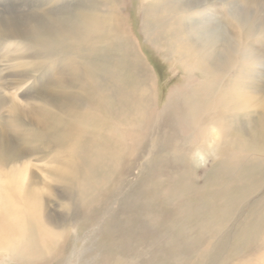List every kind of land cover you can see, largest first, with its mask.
Returning <instances> with one entry per match:
<instances>
[{
    "label": "rangeland",
    "instance_id": "obj_1",
    "mask_svg": "<svg viewBox=\"0 0 264 264\" xmlns=\"http://www.w3.org/2000/svg\"><path fill=\"white\" fill-rule=\"evenodd\" d=\"M181 1L189 6L177 10L165 0H0L3 23L38 19L42 28L69 19L56 39H0V179L23 181L27 168L24 186L41 195L48 222L35 225L37 235L47 231L45 238H53L51 250L19 257L0 252V264H194L230 231L228 248L212 263L215 252L209 253L210 263L204 262L222 264L238 233L251 226L256 214L250 211L264 200V188L224 231L219 227L264 181L263 170L243 186L231 184L244 165L264 161V67L256 89L244 82L243 109L228 88L224 103L214 94L190 107V114L189 102L181 103L189 125L204 124L190 132L201 137L196 153L204 156L192 162L184 142L160 123L170 91L187 84L181 62L208 64L195 45L202 18L191 0ZM218 2L217 11L209 10L216 15L213 24L203 16L214 29L228 15L221 9L226 3ZM86 11L96 18H80ZM155 30L162 33L158 43L150 36ZM237 34L232 28L230 40L238 41ZM210 46L217 51L211 59L229 52L221 37ZM207 125L218 132L219 143L208 141ZM233 187L234 199L222 203ZM208 207L216 211L196 216ZM200 225L210 237L222 230L201 254L193 257L173 244L177 231L192 242ZM259 231L227 264H263L264 227Z\"/></svg>",
    "mask_w": 264,
    "mask_h": 264
},
{
    "label": "bare ground",
    "instance_id": "obj_2",
    "mask_svg": "<svg viewBox=\"0 0 264 264\" xmlns=\"http://www.w3.org/2000/svg\"><path fill=\"white\" fill-rule=\"evenodd\" d=\"M165 1V5L169 4L170 6L171 4L173 9L177 8V10H180V8L183 6H189L187 2H183L181 0ZM218 1L220 0H191L190 2V5L193 4L190 7L193 6L194 13L202 18L199 19V34L201 40H196L195 45H197L201 53L207 57H204V59H206V61L208 60V64L211 68H209L207 63H205L204 65L202 62L197 64V61L196 63H190L187 61L181 62L182 70L186 72L185 82L187 84L179 89L170 91L167 101L162 108V116L160 121V123H162L161 126L163 129L166 128L167 130L173 131L175 133L176 139L184 142V144L186 145V150L191 153V161L197 163L200 157H204L203 155L196 153V151L200 150V148L202 147L201 137H192L190 135V132L196 130V132L198 133L199 131H201L199 130L200 127L204 124H201L198 127H192L191 125H189L186 116L187 113H185V111L183 110L185 106L182 108L181 103L183 101H185L186 103L189 102V107L187 108V110L190 114L192 110L190 107H196L199 101H205V99H209L214 94H217L216 99L221 101L218 103H224L226 101L224 90L228 88L230 91H232V98H237L235 99L237 105L243 109L245 105L242 104V101L239 98H241L242 95L240 91L244 90L245 88L244 82L247 81L248 90L254 89L257 85L255 78L258 76V74H260V71L258 72V70L260 69V67H264V0H241L242 3H230V0H222V3L226 4H223V6H221V9L224 12L227 11L228 15L226 18V22L222 24V27L214 29L208 26V23L205 22V18H203V16L205 15L206 21H209L210 24H213L211 20L213 17L216 18V15H214L213 12L210 13L209 10L217 11L214 8H216L217 3H219ZM81 17H86L85 19H89L90 21L96 18L93 12L90 11H86L80 14V18ZM37 20L38 19H30L27 21L23 20L17 22L12 18H6L4 20V23L0 21V39H30L32 43L36 41V39L43 40L46 35H51V39H56L62 35L60 34L62 31H64L62 28L66 27L65 25L69 23V19L64 18L63 20L58 21V24H50L47 27L42 26V28H40V23H38ZM53 20H55V18ZM167 24H169V22ZM1 26H3V30H1ZM232 28L235 29L236 33H238L237 36H239L240 38L238 41L230 40V33ZM150 36L151 40L158 43V40L161 39L160 37L162 36V33L158 30H155L153 33H151ZM220 37L222 38L224 43H229V52L228 54H226V56H214L213 59H211V54L216 53L217 51H214V49H212L210 45L214 44V41L216 42V40L219 41ZM192 40L193 39L191 38L190 40L189 38L186 39V42H188L187 44L189 46H191L189 44V41ZM189 46L188 49H190ZM207 48L212 50L213 52L207 50ZM186 52L187 54H183L185 55V58L186 55H191L190 50H187ZM177 56L180 57V54H178ZM225 71L230 72V76L226 78L225 75L221 76ZM188 73H190V76H187ZM233 74H239L238 79L233 78ZM241 74H244L247 77H244ZM208 91H211V93ZM208 127L209 125H207L206 130H204L206 133H209L208 141L215 144L219 143L221 141V137L218 132H216V130L213 131L214 128ZM262 130L264 132V125L262 126ZM138 137H140V135H138ZM25 169L27 170V168ZM25 169L24 176L23 174H21L23 176V181L21 180V176V179H19V181L16 179L9 180L10 182H8L7 180L2 181L0 179V252L10 251L16 257H19L21 255L24 256L27 254V252H34L36 249L40 248L51 250L53 244V238H45L46 235H49L47 231L37 235L38 230H36L35 225L37 224L38 227L42 224L48 225V222L43 218L42 215V206L41 201L39 200L41 198V195L36 196L29 187L24 186L26 174ZM263 170L264 161L262 162V164H258L257 166L253 164H246L241 168L239 175L231 184L232 186H243L246 181L249 182L252 178L260 175ZM263 188L264 181H262L261 185L256 187V189H252V191L246 195L243 202H241L233 210V212H230L225 216L224 221L219 225V227L223 226L222 230L224 231L226 226H228L233 221L235 216L240 212V210L244 208V204L246 203V201H248L249 198H251L255 193H257L260 189L262 190ZM235 191L236 187H233L229 188L227 192L223 193L225 199L222 196V203L227 200L231 201L232 199H234L236 193ZM216 200L217 199H215V201ZM217 202L218 200L214 202V206L211 207L212 209L216 208ZM262 203L264 204V200L258 203V205L254 204L257 207L251 209L250 212L252 213V215L251 213L249 214V217H253V215L256 214V216H254L253 218V221L250 222L251 226H248L247 228L241 230L239 233L237 232L239 235L237 236V239H235V242L232 243L231 247L229 246L230 252H227L228 258H226L224 262L222 261V264H227L229 258L234 259V257L237 255L236 252L239 253L240 249H244L246 245H248L258 236L257 234L260 233L259 230L264 227V206H262ZM258 207H260V209ZM211 208L208 207V211L205 212H197L196 216L202 217L216 211H213ZM189 212L190 211H188L187 214H189ZM166 227L168 231L171 232V234L174 233L175 228L172 222L166 224ZM204 228L205 226L203 225H200L198 227L197 233L200 232V236H197L198 239L197 237H194L192 242H187L186 236L183 233L177 231L173 236V244L175 243V245H179L180 249L184 253L186 252V250L190 251L193 257H195V255L201 254L200 252L202 248H204V246H206L207 244H211L212 246L213 242L211 243V240L213 241L215 238H217V235L222 232V230H219L220 233L216 232L213 237H210L209 235L203 234V232L205 231ZM229 232L230 231L226 232L225 237H223V239L218 242L216 247H214L212 250L208 248L209 250L205 254L196 257V263L194 264H207L204 262H206V259L209 258V253L212 252H215V255H210V257L212 256V258H210V261L211 263L214 262L213 257H216L217 253H220L221 251H224V249L228 248ZM171 250V248L168 249V251Z\"/></svg>",
    "mask_w": 264,
    "mask_h": 264
}]
</instances>
